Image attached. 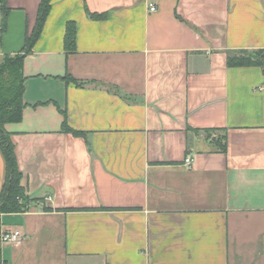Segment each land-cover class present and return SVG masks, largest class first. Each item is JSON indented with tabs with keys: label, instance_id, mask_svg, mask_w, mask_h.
I'll use <instances>...</instances> for the list:
<instances>
[{
	"label": "crops",
	"instance_id": "obj_1",
	"mask_svg": "<svg viewBox=\"0 0 264 264\" xmlns=\"http://www.w3.org/2000/svg\"><path fill=\"white\" fill-rule=\"evenodd\" d=\"M41 1L3 0L0 63ZM258 51L264 0H51L4 126L35 202L2 215L23 238L1 262L264 264V67L227 65ZM4 173L0 153V192Z\"/></svg>",
	"mask_w": 264,
	"mask_h": 264
},
{
	"label": "trees",
	"instance_id": "obj_2",
	"mask_svg": "<svg viewBox=\"0 0 264 264\" xmlns=\"http://www.w3.org/2000/svg\"><path fill=\"white\" fill-rule=\"evenodd\" d=\"M51 0H42L39 4L37 18L32 33L26 38L22 53L15 56H5L0 63V153L4 161L5 173L3 185L0 192V214H20L27 212L29 206L35 202L26 195L20 181L22 174L19 171L15 146L11 140V134L4 126L6 124L19 123L22 120V112L25 107L23 103L24 78L22 76V63L25 56L31 52L34 43L40 36L44 22L50 10ZM0 12L2 20L0 24V34L6 28V16L8 10L0 0ZM92 19L99 16L90 15ZM64 51L71 53L75 51V27L73 23L66 25L64 36ZM250 54L241 53L240 56H228L227 65L229 67L263 66L264 52L258 51ZM62 132L71 134L74 137L84 138L83 132L74 131L69 128L64 121ZM210 141L216 144L220 152H225V134L221 131H206ZM219 134V135H217ZM79 211V209H75ZM65 211H74L68 209ZM1 262V259H0Z\"/></svg>",
	"mask_w": 264,
	"mask_h": 264
},
{
	"label": "built area",
	"instance_id": "obj_3",
	"mask_svg": "<svg viewBox=\"0 0 264 264\" xmlns=\"http://www.w3.org/2000/svg\"><path fill=\"white\" fill-rule=\"evenodd\" d=\"M156 9L153 5H149V11L150 12H154ZM185 164L189 165L190 164V160L186 159L185 160ZM1 217L2 214H0V250L4 247V246H8V245H16L18 244L22 238L23 235L17 231V230H7L3 227L2 221H1ZM0 264H3L2 262H0Z\"/></svg>",
	"mask_w": 264,
	"mask_h": 264
},
{
	"label": "rangeland",
	"instance_id": "obj_4",
	"mask_svg": "<svg viewBox=\"0 0 264 264\" xmlns=\"http://www.w3.org/2000/svg\"><path fill=\"white\" fill-rule=\"evenodd\" d=\"M30 200H31V198H30ZM33 201H35V200H33ZM34 203V202H33Z\"/></svg>",
	"mask_w": 264,
	"mask_h": 264
},
{
	"label": "water",
	"instance_id": "obj_5",
	"mask_svg": "<svg viewBox=\"0 0 264 264\" xmlns=\"http://www.w3.org/2000/svg\"><path fill=\"white\" fill-rule=\"evenodd\" d=\"M250 57H253L252 55H250Z\"/></svg>",
	"mask_w": 264,
	"mask_h": 264
}]
</instances>
